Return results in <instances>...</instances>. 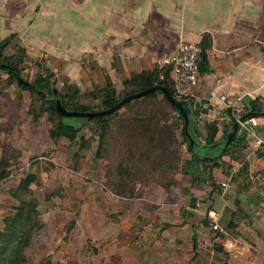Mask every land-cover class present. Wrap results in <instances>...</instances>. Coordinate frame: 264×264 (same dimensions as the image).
<instances>
[{
    "label": "rangeland",
    "instance_id": "rangeland-1",
    "mask_svg": "<svg viewBox=\"0 0 264 264\" xmlns=\"http://www.w3.org/2000/svg\"><path fill=\"white\" fill-rule=\"evenodd\" d=\"M25 65L24 81L34 83L50 69L56 89L68 87L70 80L56 76L41 55L27 57ZM90 93L82 87L73 105L97 111L101 100ZM38 96L50 98L43 91ZM38 96L22 91L0 70V173L6 172L0 179V232L20 204L14 192L33 179L29 195L38 204L42 229L27 252L29 264H264V128L256 129L254 138L245 136L226 163L222 160L221 170L236 187L224 191L208 164L195 171L194 180L187 173L186 163L196 160L183 142L177 116L169 121L178 137L172 145L177 154L158 144L130 148L121 123L113 121L103 160L96 156L99 129L93 124L73 141L52 139L53 123ZM31 105L38 120L29 113ZM245 163L249 172L239 174ZM210 211L221 215L222 232L212 228ZM250 223L256 224L254 233L247 230Z\"/></svg>",
    "mask_w": 264,
    "mask_h": 264
},
{
    "label": "crops",
    "instance_id": "crops-1",
    "mask_svg": "<svg viewBox=\"0 0 264 264\" xmlns=\"http://www.w3.org/2000/svg\"><path fill=\"white\" fill-rule=\"evenodd\" d=\"M205 36L211 42L206 51L209 72L201 73L198 99L217 92L240 97L246 106L263 101L264 0H0V43L14 37L9 52L19 46L27 57L41 55L56 76L84 90L92 86L84 72L90 63L101 82L109 76L121 90L132 75L170 60L182 42L200 45ZM260 123L264 128V119ZM196 128L204 145L201 138L207 137L208 127ZM220 176L226 178L215 169L216 181L225 182ZM235 188L230 185L226 191ZM227 206L234 210L232 202ZM247 230L254 233L256 224Z\"/></svg>",
    "mask_w": 264,
    "mask_h": 264
},
{
    "label": "trees",
    "instance_id": "trees-1",
    "mask_svg": "<svg viewBox=\"0 0 264 264\" xmlns=\"http://www.w3.org/2000/svg\"><path fill=\"white\" fill-rule=\"evenodd\" d=\"M13 39L14 37H10L0 43V70L6 72L12 81H17L18 86L22 91H31L36 97L38 96V91H43L52 97L53 88H56V83L52 80L55 73L50 69L47 70L49 73L48 76L44 77L43 73L39 74L35 78L34 83L28 82L29 86L27 87L19 83L18 79H22V74L27 72V65H25L27 54L25 49L17 46L14 47L15 50L14 53H12L13 55H8V53H10L8 50L12 47ZM210 45L211 42L208 36H205L199 45L202 48L200 64L201 73L209 72L206 51L210 48ZM84 72L89 77L92 85L89 96L96 95L101 100V106L97 111L111 109L125 98L142 93L154 87H164L173 95V97H175L174 84L171 78L172 67L170 65H167L162 69L155 67L152 71H145L140 74L132 75L129 79L123 82L121 90L116 89L109 76H103L104 82H101L95 73L93 64L91 63L88 66H85ZM64 85H68V87L58 92L60 93L65 109L78 112L92 111L86 106H74L73 100L78 98V96H81L80 89L76 85H71L69 81ZM70 86L74 87L71 88ZM38 98L41 100V106H43L42 110L49 113V120L53 123V127L50 130V136L52 139L68 138L73 141L80 134L83 127L93 124L99 129V146L96 156L103 160L106 157L105 147L109 142L110 133L113 130V121H119L121 123L120 132L125 134L126 140L131 146L130 148L135 149L137 145L142 144L141 147L144 150L146 149L145 146L154 147V144H158V147L163 148L165 151H169L171 154H177V150L172 149V145L177 146L178 144L176 129L175 127H172V125H169V121L177 116L181 123V137L183 142L188 144L190 155L196 160L195 163H186L185 165L187 167L186 171L189 169L187 173L191 175L193 180L196 178V172L205 164L210 166L209 172L212 177H214V170H221L224 165L222 164L223 158L225 156H230L240 145H243V142L247 137L246 135L239 133L240 135L230 143L223 156L215 160H202L192 152V146L185 134L186 127L184 119L179 114L178 110L170 103L168 98L161 92H155L134 99L130 103L124 105L119 111L89 120L84 125H80L73 120H63L57 112L55 101L44 100L40 96H38ZM36 101L38 100H35V102ZM33 109L34 107L31 105L29 113L34 116L35 120H38L39 116L37 117ZM123 109H125V113H121ZM262 112H264V100L261 101L260 99H255L247 105L246 114ZM229 116L234 118L231 112H229ZM196 125V121H194V131L198 133ZM225 127L226 135L230 129H228L229 126L227 125H225L224 128ZM220 130L221 128L218 125L208 127V134L207 137L204 138L203 144L214 145L217 143V141H219L217 137ZM134 153L136 152L134 151ZM225 166L231 169L229 165ZM229 172L230 171L228 170V173ZM248 172L249 166L245 163L240 169L239 174H247ZM5 176L6 172L2 171L0 173V179ZM32 181L33 179L24 182L17 192H14V195L17 197L20 204L17 207L16 214L6 219L7 226L5 230L0 232V264H29L27 252L32 247L36 236L42 229V223L39 219V212L37 210L38 204L32 197H30L31 191L29 185ZM213 184L215 185V183ZM112 191H114L113 188ZM251 225L252 223H250V226ZM238 228L240 229V227H237L236 229ZM196 248L197 242L194 238V250H196ZM42 264L51 263L45 262Z\"/></svg>",
    "mask_w": 264,
    "mask_h": 264
},
{
    "label": "built area",
    "instance_id": "built-area-1",
    "mask_svg": "<svg viewBox=\"0 0 264 264\" xmlns=\"http://www.w3.org/2000/svg\"><path fill=\"white\" fill-rule=\"evenodd\" d=\"M201 53L202 48L195 43L182 42L177 53L166 63L159 64L162 69L165 65L172 67L171 78L174 84V94L177 101H184L192 104L197 124L211 127L218 125L221 129L225 125L233 127L240 123V133L247 137H256V129L261 126L260 118H250L245 122L240 119L246 114L247 106L240 97L229 98L226 95H219L212 92L205 100L201 101L195 94L201 78ZM232 113V118L229 116ZM232 183V177L222 183L226 191ZM208 219L215 231L222 232L220 227L221 215L217 211H210Z\"/></svg>",
    "mask_w": 264,
    "mask_h": 264
},
{
    "label": "water",
    "instance_id": "water-1",
    "mask_svg": "<svg viewBox=\"0 0 264 264\" xmlns=\"http://www.w3.org/2000/svg\"><path fill=\"white\" fill-rule=\"evenodd\" d=\"M19 83L23 84L24 86H29V83L22 80L21 78L18 79ZM155 92L163 93L170 103L178 110L179 114L182 116L185 122V134L186 137L192 146L193 154L197 155L202 160H215L225 154L231 142L239 135L240 133V123H236L231 130L222 137L217 143L214 145H202V143L197 139L193 122L195 121V112L193 109L192 104L184 101H177L171 93H169L164 87H154L147 91H144L139 94H135L129 96L122 100L118 105L115 107L103 110V111H89V112H78V111H69L64 108L62 98L60 93L56 88H53V96L48 98L47 100L55 101L56 102V109L58 114L63 120H73L80 125H84L89 120L96 119L98 117L110 115L116 111H119L121 108L124 107L127 103H130L132 100L150 95ZM250 118H261L264 119V112L262 113H247L244 115L240 122H245ZM212 150H219V154L217 156L212 155Z\"/></svg>",
    "mask_w": 264,
    "mask_h": 264
}]
</instances>
